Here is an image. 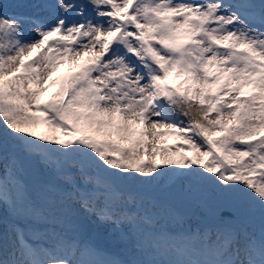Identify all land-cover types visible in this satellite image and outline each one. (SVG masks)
I'll list each match as a JSON object with an SVG mask.
<instances>
[{
	"label": "snow or ice",
	"instance_id": "snow-or-ice-1",
	"mask_svg": "<svg viewBox=\"0 0 264 264\" xmlns=\"http://www.w3.org/2000/svg\"><path fill=\"white\" fill-rule=\"evenodd\" d=\"M0 264H264V0H0Z\"/></svg>",
	"mask_w": 264,
	"mask_h": 264
},
{
	"label": "rangeland",
	"instance_id": "rangeland-1",
	"mask_svg": "<svg viewBox=\"0 0 264 264\" xmlns=\"http://www.w3.org/2000/svg\"><path fill=\"white\" fill-rule=\"evenodd\" d=\"M67 68H68V66L67 65H64V66H62L58 71H57V73L55 74V76H60V75H62L65 71H67ZM55 78V77H54ZM54 91V89H52V88H50L49 90H48V92H46L45 93V98H47L52 92ZM41 131H42V129H40ZM173 141L171 140V139H169L168 141H167V143H172Z\"/></svg>",
	"mask_w": 264,
	"mask_h": 264
}]
</instances>
